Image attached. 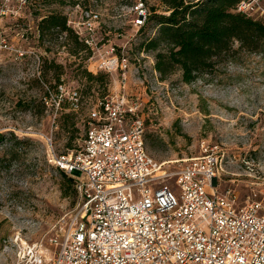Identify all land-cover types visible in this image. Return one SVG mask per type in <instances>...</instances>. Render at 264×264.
I'll list each match as a JSON object with an SVG mask.
<instances>
[{
  "label": "rangeland",
  "instance_id": "1",
  "mask_svg": "<svg viewBox=\"0 0 264 264\" xmlns=\"http://www.w3.org/2000/svg\"><path fill=\"white\" fill-rule=\"evenodd\" d=\"M136 1L28 0L20 20L2 22L8 39L33 47L41 60L37 65L33 57L17 59L0 51V264H17L26 245L43 241L47 246L58 221L74 215L79 194L49 161L48 149H75L86 130L90 103L122 85L141 103L145 145L154 159L172 161L173 169L203 147L217 145L227 171L222 189L234 188L241 202L264 190V53L234 41L227 58L193 81L184 82L177 69L161 79L153 68V52L140 48L156 28L150 21L143 29L133 25L131 5ZM142 1L150 12H168L162 0ZM89 9L100 14L99 50L114 47L127 55L124 84L118 70H95L91 49L72 54L64 33L55 38L52 30L41 31L38 38L39 17L65 15L71 26L69 21L81 20ZM252 11L251 16L264 19V0H257ZM84 71L103 78L89 80ZM59 80L78 87L87 103L78 111L62 110L53 120L43 103L44 87Z\"/></svg>",
  "mask_w": 264,
  "mask_h": 264
},
{
  "label": "built area",
  "instance_id": "2",
  "mask_svg": "<svg viewBox=\"0 0 264 264\" xmlns=\"http://www.w3.org/2000/svg\"><path fill=\"white\" fill-rule=\"evenodd\" d=\"M27 3L0 0V51L33 57L39 65L35 49L13 43L2 25L10 17L20 20ZM256 4L242 0L237 10L251 14ZM131 9L139 28L148 8L139 0ZM99 17L89 9L69 22L96 56L95 70H118L124 84L129 60L123 49L99 50ZM124 86L90 103L75 149H48L49 161L74 177L78 208L67 221H58L47 246L41 241L21 247L17 264H264V190L241 202L234 188L222 189L227 171L217 145L203 147L173 169L172 161L154 159L145 145L141 103ZM46 89L43 103L53 120L62 103L74 111L87 103L78 87L64 82Z\"/></svg>",
  "mask_w": 264,
  "mask_h": 264
},
{
  "label": "trees",
  "instance_id": "3",
  "mask_svg": "<svg viewBox=\"0 0 264 264\" xmlns=\"http://www.w3.org/2000/svg\"><path fill=\"white\" fill-rule=\"evenodd\" d=\"M242 0H162L168 10L155 12L148 10L143 29L152 22L155 33L140 44L143 51L154 54V69L160 78H165L173 71L180 70L184 82L193 81L199 74L212 70L232 52L233 42L249 51L264 53V19L251 16L237 10ZM38 38L41 31L54 32L55 38L60 34L72 43V54L87 50L88 45L79 39L74 29L67 24V18L61 14L39 17ZM89 80H101L102 74L84 71ZM59 80L47 86L56 89ZM65 83V82H64ZM44 94L48 95L46 85ZM74 111L68 103H62L59 110ZM3 135L0 134V141ZM69 185L74 186V177L60 169ZM74 191L75 188L73 187Z\"/></svg>",
  "mask_w": 264,
  "mask_h": 264
}]
</instances>
